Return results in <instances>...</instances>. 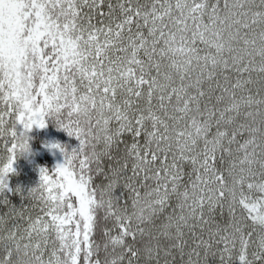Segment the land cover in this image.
<instances>
[{
    "label": "snow or ice",
    "instance_id": "6c2138e0",
    "mask_svg": "<svg viewBox=\"0 0 264 264\" xmlns=\"http://www.w3.org/2000/svg\"><path fill=\"white\" fill-rule=\"evenodd\" d=\"M0 264H264V0H0Z\"/></svg>",
    "mask_w": 264,
    "mask_h": 264
},
{
    "label": "trees",
    "instance_id": "16d2710c",
    "mask_svg": "<svg viewBox=\"0 0 264 264\" xmlns=\"http://www.w3.org/2000/svg\"><path fill=\"white\" fill-rule=\"evenodd\" d=\"M19 127V126H18ZM54 127V126H51ZM18 130V129H17ZM19 132V131H18ZM34 128L28 132V137H29V153L20 156L16 161L17 164L20 165L18 167V170L16 173L9 174L7 177L8 181V186L9 189H11L10 199L12 203L16 207H20V205L27 204V200H21L20 196H27V194L22 193L20 191L19 195H15V190L17 189L15 186V183H20V182H33L35 179L38 180V172L41 168H45L50 172V163L53 161V155H51L46 149H45V140L43 135H39ZM64 131H62V134ZM70 140L73 141V138L70 137ZM73 143V142H72ZM39 151L42 152V155L39 156L38 153ZM72 151V150H71ZM41 154V153H40ZM32 185V183H30Z\"/></svg>",
    "mask_w": 264,
    "mask_h": 264
},
{
    "label": "rangeland",
    "instance_id": "374dc122",
    "mask_svg": "<svg viewBox=\"0 0 264 264\" xmlns=\"http://www.w3.org/2000/svg\"><path fill=\"white\" fill-rule=\"evenodd\" d=\"M33 128L37 131L35 132L36 134L38 133L39 135H43L44 140L46 142L45 149L51 155H53V161L50 163V172L55 169L57 164H62L64 162L63 153L58 148L50 147L51 145L58 144L64 149L65 152H71V150L73 149H78L79 141L75 137H72L73 141L70 140V136L66 132L62 134L63 130H59L53 121L47 122V126L44 129H40L37 127ZM22 130V126H19L18 131ZM39 153H41L42 155L41 151H39ZM19 166L20 165H18L16 161L14 164V173L17 172ZM37 176L38 180L35 179L33 182L15 183L16 188H19L22 193L27 194L30 189L37 187L40 183V172H38ZM30 183H32V185Z\"/></svg>",
    "mask_w": 264,
    "mask_h": 264
},
{
    "label": "clouds",
    "instance_id": "9594fccd",
    "mask_svg": "<svg viewBox=\"0 0 264 264\" xmlns=\"http://www.w3.org/2000/svg\"><path fill=\"white\" fill-rule=\"evenodd\" d=\"M18 155H19V156H23V155H25V154H23V153H18Z\"/></svg>",
    "mask_w": 264,
    "mask_h": 264
},
{
    "label": "water",
    "instance_id": "95a60500",
    "mask_svg": "<svg viewBox=\"0 0 264 264\" xmlns=\"http://www.w3.org/2000/svg\"><path fill=\"white\" fill-rule=\"evenodd\" d=\"M40 155V154H39Z\"/></svg>",
    "mask_w": 264,
    "mask_h": 264
}]
</instances>
